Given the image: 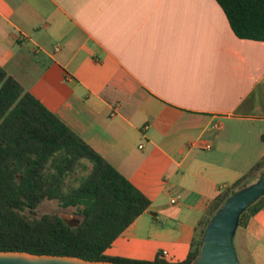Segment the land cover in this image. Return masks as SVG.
I'll use <instances>...</instances> for the list:
<instances>
[{
  "label": "crops",
  "instance_id": "crops-1",
  "mask_svg": "<svg viewBox=\"0 0 264 264\" xmlns=\"http://www.w3.org/2000/svg\"><path fill=\"white\" fill-rule=\"evenodd\" d=\"M0 65L151 199L106 255L184 263L264 156V41L217 0H0ZM235 242L264 264V208Z\"/></svg>",
  "mask_w": 264,
  "mask_h": 264
},
{
  "label": "trees",
  "instance_id": "trees-1",
  "mask_svg": "<svg viewBox=\"0 0 264 264\" xmlns=\"http://www.w3.org/2000/svg\"><path fill=\"white\" fill-rule=\"evenodd\" d=\"M217 1L238 37L264 41V0ZM262 173L264 156L210 203L196 227L188 258L181 264L197 256L208 222L226 199ZM45 199L76 207L80 224L73 227L59 214L38 216L37 208ZM151 203L0 65V250L116 263L174 264L161 258L147 262L105 253ZM263 208L264 196L242 213L239 227Z\"/></svg>",
  "mask_w": 264,
  "mask_h": 264
},
{
  "label": "water",
  "instance_id": "water-1",
  "mask_svg": "<svg viewBox=\"0 0 264 264\" xmlns=\"http://www.w3.org/2000/svg\"><path fill=\"white\" fill-rule=\"evenodd\" d=\"M264 196V173L254 183L230 195L210 219L197 256L188 264H242L235 245L242 213ZM63 217V216H62ZM76 227L79 218H66ZM0 264H129L104 260H87L78 256L36 254L26 251L0 250Z\"/></svg>",
  "mask_w": 264,
  "mask_h": 264
},
{
  "label": "rangeland",
  "instance_id": "rangeland-1",
  "mask_svg": "<svg viewBox=\"0 0 264 264\" xmlns=\"http://www.w3.org/2000/svg\"><path fill=\"white\" fill-rule=\"evenodd\" d=\"M45 213L59 214L66 218H79L80 220L82 219V217L78 214V209L76 207H73V206L63 207L60 205L59 201L55 199H45L38 206L36 214L38 216H41L42 214H45ZM235 245H236V242H235ZM237 252H238V249H237ZM239 259L242 264H246L241 259L240 256H239Z\"/></svg>",
  "mask_w": 264,
  "mask_h": 264
},
{
  "label": "built area",
  "instance_id": "built-area-1",
  "mask_svg": "<svg viewBox=\"0 0 264 264\" xmlns=\"http://www.w3.org/2000/svg\"><path fill=\"white\" fill-rule=\"evenodd\" d=\"M207 148H210L211 146L210 145H206ZM164 256L168 255V252L167 251H164L163 252Z\"/></svg>",
  "mask_w": 264,
  "mask_h": 264
}]
</instances>
